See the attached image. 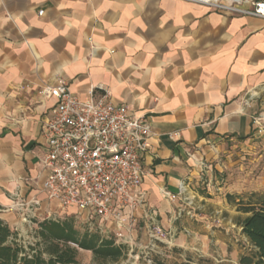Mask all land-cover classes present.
<instances>
[{
    "label": "crops",
    "instance_id": "0c3cea01",
    "mask_svg": "<svg viewBox=\"0 0 264 264\" xmlns=\"http://www.w3.org/2000/svg\"><path fill=\"white\" fill-rule=\"evenodd\" d=\"M59 77L80 99L93 88L108 92L150 124L142 184L150 214L135 212L129 237L153 223L174 238L186 206L163 191L179 194L185 184L188 192L226 139L255 134L264 18L189 0H0V218L17 231L35 220L79 218L43 187L42 127L56 100L41 90ZM16 195L40 200L31 224L13 208ZM124 219L130 224L128 210ZM89 223L106 236L127 232L112 218Z\"/></svg>",
    "mask_w": 264,
    "mask_h": 264
},
{
    "label": "built area",
    "instance_id": "2783aa9c",
    "mask_svg": "<svg viewBox=\"0 0 264 264\" xmlns=\"http://www.w3.org/2000/svg\"><path fill=\"white\" fill-rule=\"evenodd\" d=\"M189 1L264 18V0ZM41 94L56 100L42 127V164L47 174L43 187L47 199L57 202L64 213L76 207L78 215L88 221L92 217L112 218L127 231L120 228L113 236L118 243L128 245L132 241L129 234L136 222L135 212L142 208L150 214L142 189L146 174L143 156L149 148L150 124L130 114L127 105L114 103L108 92L96 95L93 88L90 97L80 99L63 77L57 78L54 85L45 86ZM186 192V185L182 184L179 194L163 191V196L171 201L182 200ZM39 207L36 197L26 201L15 196L13 208L30 224ZM126 210L130 224L124 219ZM147 232L154 240L167 236L153 223Z\"/></svg>",
    "mask_w": 264,
    "mask_h": 264
},
{
    "label": "rangeland",
    "instance_id": "374dc122",
    "mask_svg": "<svg viewBox=\"0 0 264 264\" xmlns=\"http://www.w3.org/2000/svg\"><path fill=\"white\" fill-rule=\"evenodd\" d=\"M264 96L263 109L254 119L255 134L251 139H226L211 163L209 174L185 193L184 218H180L176 236L152 239L143 224L137 225L129 251L118 261L95 260L93 253L79 249L81 264H241L243 256L252 255L253 248L241 235L240 220L245 216L237 210V202H248L252 194H264ZM229 195L232 197L229 198ZM76 227L84 232L96 230L83 217H75ZM92 219H90V222ZM37 224L18 231L21 242H36ZM182 237L181 241L174 239ZM183 247H180V246Z\"/></svg>",
    "mask_w": 264,
    "mask_h": 264
},
{
    "label": "trees",
    "instance_id": "16d2710c",
    "mask_svg": "<svg viewBox=\"0 0 264 264\" xmlns=\"http://www.w3.org/2000/svg\"><path fill=\"white\" fill-rule=\"evenodd\" d=\"M232 197L229 195V198ZM248 202L239 200L237 210L245 216L240 220L241 232L253 248L243 256L241 264H264V194H252ZM36 242H21L18 231L0 218V264H81L78 250L91 251L95 260L118 261L129 251L127 244L99 230L81 232L74 217L35 220ZM201 260L200 264H208Z\"/></svg>",
    "mask_w": 264,
    "mask_h": 264
}]
</instances>
